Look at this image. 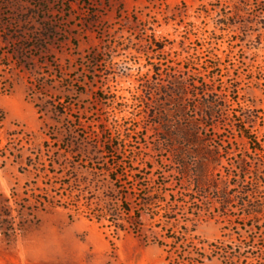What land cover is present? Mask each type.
I'll list each match as a JSON object with an SVG mask.
<instances>
[{
    "label": "rangeland",
    "instance_id": "rangeland-1",
    "mask_svg": "<svg viewBox=\"0 0 264 264\" xmlns=\"http://www.w3.org/2000/svg\"><path fill=\"white\" fill-rule=\"evenodd\" d=\"M249 1L235 16L240 0H0V210L30 219L16 234L0 220V264H178L175 246L225 264L218 241L244 263L262 257L241 203L224 215L205 199L194 217L166 190L181 185L164 129L182 125L220 148L224 179L249 161L246 191L264 197V0ZM175 74L187 92L174 103ZM200 83L223 105L212 118ZM150 193L160 201L145 207ZM108 204L112 216L92 217Z\"/></svg>",
    "mask_w": 264,
    "mask_h": 264
},
{
    "label": "trees",
    "instance_id": "trees-1",
    "mask_svg": "<svg viewBox=\"0 0 264 264\" xmlns=\"http://www.w3.org/2000/svg\"><path fill=\"white\" fill-rule=\"evenodd\" d=\"M249 2V0H240V2L230 6V9L225 13V15L233 13L235 16H239L243 11L244 6L249 5ZM227 9L228 8L226 7V10ZM225 18L227 21V26H230L231 24L233 25V23L230 22V17ZM246 27L249 29L248 26ZM162 48V46L156 44L157 50H162ZM206 66L209 73L213 72L217 68L214 65H209V63H206ZM170 77L171 78L168 85L164 86L171 94L170 98H175V103L176 99L181 100L185 96L187 92V85L184 79H181L177 74L173 76L170 75ZM193 86L197 90L202 87L201 93L203 98L206 100L204 106L209 111L208 113H206V116L210 118L214 117L216 110H221L223 108V105L219 103V99L216 98L219 97V95L215 93L216 89H209L208 85L204 83H200V85L194 84ZM145 88L147 90L146 85ZM150 96L154 97V94L150 93ZM161 104L166 106V103L164 101ZM161 104L159 103L158 106H160ZM159 111V113L161 114L162 110L160 109ZM162 121L165 122L163 119ZM212 125L213 124H210V126ZM241 132L249 141L252 140V136L250 135L248 130L241 129ZM164 133L166 134L165 143L167 149H169L172 154L171 163L174 166L172 171L170 172H173V175L179 176L181 185V191H178L177 193L175 192V189H166L167 191H170V200L168 202L170 210L175 211L176 208L188 207L192 210L189 214H192L194 217H198L203 210H206V208H211V205L205 201L212 199V203L218 202L220 204L219 208L222 209L223 214L227 215V209L229 208L231 203L235 201L241 203L242 209L244 211V217L242 218L244 220H251L255 222V228L257 230L259 242H261L258 245L261 246L262 257L256 263L252 261L251 264H264V197H258L256 193L253 192V189L252 191H246V186L252 185L251 181L245 180V176L249 172L248 163L250 162L247 160L241 161L239 163V171L234 172L228 170L224 179V176L220 173L221 171L216 172L218 166L221 164L220 162L223 154L221 153L219 147L210 146L212 147L210 148L206 145V143H204V139H202L199 135L198 127L196 129V127L194 126L188 128L180 125L173 128V130L164 129ZM195 146H197L198 149ZM253 149L254 151H262L261 148L258 147ZM241 176L243 177L240 178ZM112 180L114 181L116 179L112 177ZM256 181L257 186L255 190L260 192V190H262V187L264 186V181L260 182L259 178H257ZM221 183H224L226 186L222 187ZM231 184H233L234 187H241V191H239V193L233 197L228 192L229 185ZM162 185L171 187L173 186V181H166ZM196 195H200L203 199H199L198 197H196ZM1 196L3 195L1 194L0 197ZM19 197L20 195L16 193L14 189L12 192V196L10 198H7L6 201L7 203H9L11 199H14L16 203H18ZM38 198L39 199H37L35 203L38 205H44L46 203H56L55 196L47 195V197H44L40 195L38 196ZM26 201H28V199ZM158 201H160V199L156 196V193H150L143 199L145 207L152 206ZM106 208V210L96 209L95 213L91 214L92 217L96 218L98 221H101L108 216H112L111 213L110 215H108V212H110V205L108 204ZM29 214L31 215V213ZM0 220L2 223L6 221L9 224V230L12 232V234H16L25 230L26 225L30 219L23 212H18L16 216H12L10 211L6 214L2 213V211L0 210ZM191 220L193 219H186V221ZM111 223H113V221H111ZM113 224H115V226H117L118 228H121V225H117V223L115 222ZM220 243L221 242L219 241L217 243H211L210 246L213 252H216L218 254H220L219 251L221 252V256L225 261V264H249L242 261L241 255L239 253L235 254L230 252L229 249L231 250V248L224 242H222L221 244ZM174 250L179 260L178 264H195V262H197L198 264H203L204 261H199L198 258L204 259L205 257H207L210 260L212 258L205 253H199V257L197 256V259L194 260V258H192L191 256L185 257V255L182 254V252L184 251L180 250L179 247L175 246Z\"/></svg>",
    "mask_w": 264,
    "mask_h": 264
}]
</instances>
